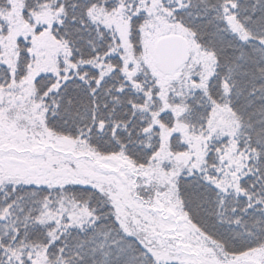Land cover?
<instances>
[{
  "label": "snow or ice",
  "instance_id": "snow-or-ice-1",
  "mask_svg": "<svg viewBox=\"0 0 264 264\" xmlns=\"http://www.w3.org/2000/svg\"><path fill=\"white\" fill-rule=\"evenodd\" d=\"M0 264H264V0H0Z\"/></svg>",
  "mask_w": 264,
  "mask_h": 264
}]
</instances>
